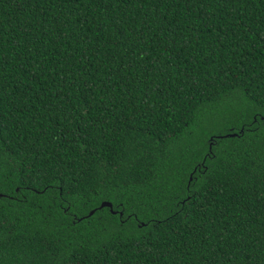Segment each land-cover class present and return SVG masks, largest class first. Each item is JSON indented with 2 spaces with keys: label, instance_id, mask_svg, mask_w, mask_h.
<instances>
[{
  "label": "trees",
  "instance_id": "trees-1",
  "mask_svg": "<svg viewBox=\"0 0 264 264\" xmlns=\"http://www.w3.org/2000/svg\"><path fill=\"white\" fill-rule=\"evenodd\" d=\"M0 264H264V0H0Z\"/></svg>",
  "mask_w": 264,
  "mask_h": 264
},
{
  "label": "water",
  "instance_id": "water-1",
  "mask_svg": "<svg viewBox=\"0 0 264 264\" xmlns=\"http://www.w3.org/2000/svg\"><path fill=\"white\" fill-rule=\"evenodd\" d=\"M229 135H234V134L231 133V134H229ZM211 138H212V137H211ZM210 148H211V146H210ZM191 177H192V176H191ZM104 206H109V207L111 208V210H112V206H113V204H112V202H110V201H103V202L101 203L100 207H104ZM94 211H95V210H92V211L90 212V214H92Z\"/></svg>",
  "mask_w": 264,
  "mask_h": 264
},
{
  "label": "snow or ice",
  "instance_id": "snow-or-ice-1",
  "mask_svg": "<svg viewBox=\"0 0 264 264\" xmlns=\"http://www.w3.org/2000/svg\"><path fill=\"white\" fill-rule=\"evenodd\" d=\"M95 194L99 196V195H101V192L100 191H97ZM69 207H70V205H69ZM98 218H102V217H98Z\"/></svg>",
  "mask_w": 264,
  "mask_h": 264
}]
</instances>
